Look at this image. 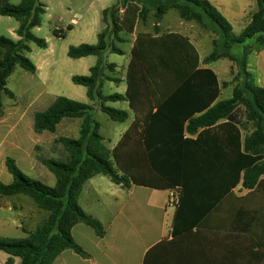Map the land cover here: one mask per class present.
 Listing matches in <instances>:
<instances>
[{
	"label": "trees",
	"instance_id": "16d2710c",
	"mask_svg": "<svg viewBox=\"0 0 264 264\" xmlns=\"http://www.w3.org/2000/svg\"><path fill=\"white\" fill-rule=\"evenodd\" d=\"M256 3L257 11L239 34L209 0H118L103 11L102 21L107 26L99 33L97 43H82L68 49V57L72 59L97 58L88 75H75L72 81L87 88L91 102L102 101V111L117 123L125 122L129 112L106 106L105 102H128L134 110L143 81L161 86V98L142 129L141 143L150 167L164 186L138 180L123 172L125 168L121 165V170L116 168L109 150L102 143L104 137L99 133L100 124L94 119V108L57 96L45 111L35 113L34 131L54 133L64 118H82L80 135L79 138L62 136L58 139L69 153L67 162L55 158L42 161L55 175V186L27 175L14 158L5 159L13 181L6 184L0 180V197L23 195L40 211L47 212L43 222L28 231L26 237H0V252L11 256L9 264L13 257L20 258L21 264H53L66 250L91 258L73 239L71 230L76 224L83 223L98 237L105 236L103 224L88 215L79 203L85 184L97 175L108 176L114 184L128 189L132 184L162 190L181 187L173 222L174 239L199 227L203 217L227 209L238 215L237 224L251 241L253 263L264 264V88L253 83L248 67V55L253 50L251 45L259 43L256 49L264 48V0H256ZM132 5L135 9H131ZM123 9L128 18L120 19ZM171 9L178 10L183 20L196 22L203 28H207V21L214 25L220 37L215 41L213 51L203 60L188 36L161 32L158 24ZM152 12L157 24L154 32L140 33L133 44L127 90L124 94L104 95L105 79L115 84L123 82L105 77L106 66L111 70L116 67V63L105 64V53L124 55L115 41L109 45V30L112 29L110 34L114 38L123 40L121 32L133 33L137 22H146ZM45 14L46 8L39 0H21L18 5L12 4L11 0H0V16L12 17L19 22L17 41L0 36V116L4 110L3 94L15 98L7 83L16 66L32 74L37 72V66L26 53L31 52L29 42L42 49L48 47L44 39L32 33L33 28L41 26ZM54 34L60 38L66 36L64 30L55 29ZM224 58L237 64L242 83L236 85L229 99L218 101L221 94L218 76L212 68L202 67V64L209 65ZM240 105L245 107L248 120L254 123L255 129L243 141L238 133L228 137L232 157L226 160L221 140L210 139L205 133L221 121L232 123ZM238 186L248 193L236 197L234 189ZM163 244L160 242V246Z\"/></svg>",
	"mask_w": 264,
	"mask_h": 264
},
{
	"label": "rangeland",
	"instance_id": "374dc122",
	"mask_svg": "<svg viewBox=\"0 0 264 264\" xmlns=\"http://www.w3.org/2000/svg\"><path fill=\"white\" fill-rule=\"evenodd\" d=\"M39 1L45 6L46 14L42 17L41 26L33 28L32 33L44 39L48 47L47 49H42L36 43L29 42L31 52L26 53V56L40 69L39 73L34 75L16 66V69L9 77L7 88L14 93L15 98H10L3 94L5 110L4 115L0 119H4L7 129L3 132V136L0 135V142L6 133L9 134V137L18 136L26 144L34 142L35 161L33 163V174L28 172L24 166L21 167L27 175L37 178L49 186H55L57 182L55 175L43 165L42 161L50 158L63 160L64 162L68 161L69 153L58 139L62 136L79 138L83 119L64 118L57 126L56 132H44L42 134L34 131L33 120L37 111H44L57 96H65L68 99L90 104L94 108L92 111L94 119L100 124L99 133L104 137L102 143L109 150L116 168L120 169L119 166L121 165L125 168L123 172L129 173L138 180L164 186L158 174L150 167L145 148L141 143L142 129L148 118L156 111L157 104L161 98V86L155 83L148 84L143 81L141 92L135 102L134 112L129 110L126 103L105 102L106 106H113L122 110L128 109L130 111V116L125 122L117 123L111 120L107 113L102 111V101L91 102L86 94L87 88L72 81V77L75 75H88L89 68L96 65L97 58L93 56L81 59L69 58L67 54L69 47L78 46L82 43L96 44L99 33L107 26L102 21L103 11L114 6L118 3V0ZM20 2L21 0H11V3L15 5ZM233 2L230 6V13L224 14V16L232 24L234 32L239 34L244 29L245 23H248L251 19L252 14L257 11V3L256 0H233ZM135 7V5H132L131 9H135ZM125 17L127 15L123 9L119 18L124 19ZM181 19L178 10L171 9L162 19L161 25L163 28H169L165 29L166 32L177 31L190 34V37L197 43L196 46L200 55L202 57L208 56L215 48V41H218L220 37L216 33L214 25L207 21V28H203L196 22H185ZM137 23L141 31L154 32V25L157 24L154 12L150 14L146 22L143 23L139 20ZM125 25L127 27L128 23L126 22ZM70 26L72 28L68 30ZM18 27L19 22L15 18L0 17V36L17 41L19 39L16 32ZM55 29L64 30L66 36L57 37L54 34ZM112 32V29L109 30V45L115 41L116 47L124 51V55H117L110 51L105 53V64L116 63V67L113 70L107 66L104 68L105 77H113L126 82L134 43H131V34L126 31L120 33L123 40L114 38L110 34ZM259 45V43H254L251 47L255 50ZM248 62L253 76L251 80L257 86L260 85L264 88V61L260 60L259 55L252 53ZM117 67L119 70L116 69ZM209 67L214 70L221 85V94L218 101L229 99L236 85L242 83V79L238 74L239 67L227 58L220 59L217 62L214 61L209 64ZM139 76H141L140 72ZM103 82L102 93L104 95L122 94L124 91V86H121V83L115 84V82L107 79ZM12 126L14 127L13 129H11ZM254 129L255 125L248 120L245 107L240 105L236 109V119L232 123L221 121L218 126L209 130L205 135L208 134L207 137L213 140L217 138L221 140L220 144L226 153V160H229L232 157V148L227 144L228 137L231 134L236 135L238 133L243 141ZM6 151L5 146L0 147V180L9 184L13 181V176L6 168L5 158L12 156V154ZM123 172L120 171V173ZM95 182L100 186L96 187L95 183L87 184L85 189L82 190L79 199L80 205L87 209H90L93 200L104 198V192L108 189L109 182L112 181L108 176L99 175L96 177ZM245 192L241 187L239 194ZM21 197L31 202V204L34 203L28 197ZM28 212H32V207H28ZM43 214L45 218L47 212ZM25 216L24 221L27 220V215ZM33 216H36L35 213L32 214L34 223L40 220L38 215V217ZM12 235L19 237L21 234L14 233ZM241 250L244 261L253 263L251 241L247 236L243 238Z\"/></svg>",
	"mask_w": 264,
	"mask_h": 264
},
{
	"label": "crops",
	"instance_id": "0c3cea01",
	"mask_svg": "<svg viewBox=\"0 0 264 264\" xmlns=\"http://www.w3.org/2000/svg\"><path fill=\"white\" fill-rule=\"evenodd\" d=\"M209 1L223 15L230 13V6L234 3L233 0ZM161 21L158 24L161 32H166L165 29L169 28H163ZM248 23H245L244 28ZM148 32L141 31L137 23L134 32L131 33V43L136 42L140 33ZM182 34L190 38L198 51L197 43L190 37V34ZM252 53H256L260 60L264 61V48L252 50L248 59ZM199 56L201 60L206 57H202L200 53ZM202 67H209V65L202 64ZM116 69L119 70L118 67ZM39 71L40 69L37 67V72L34 75H37ZM249 72L251 73L250 69ZM120 85L124 86L122 92L124 94L127 90V84L121 82ZM123 103H126L129 110L133 111L128 102ZM129 110L127 109L130 114ZM3 113L0 117L4 115ZM4 123V119L1 118L0 135L7 129ZM13 128L12 126L11 129ZM4 135L0 147L5 146L6 152L12 154L8 157L14 158L21 169V166H24L28 172L33 174L34 142L26 144L18 136L9 137L8 133ZM97 176L87 181L85 187L91 183H95V186L99 187L100 185L95 182ZM241 187L238 186L234 189L236 197L248 193L242 188L246 192L239 194ZM169 191L137 184H132L131 188L128 189L109 182L103 199L93 200L90 209L82 206L88 215L98 219L103 224L106 230L105 236L98 237L92 228L83 223L76 224L71 230L73 239L91 258L86 259L72 250H66L57 257L53 264H253L244 261L241 250L244 233L237 224L239 217L227 209L203 217L199 227L174 239L173 222L177 207L168 205ZM21 196L23 195L11 198L0 197V237H26L28 231L34 230L43 222L44 212L40 211L34 203L31 204ZM28 207H32L31 213L28 212ZM34 213L36 216L33 217L39 216L40 218L35 223L32 218ZM25 215H27L26 221H24ZM14 233L21 235L15 237L12 235ZM173 241L175 243H172ZM160 242L165 244L160 246ZM10 258L9 254L0 252V264H9ZM20 262V258L13 257V262L10 264H21Z\"/></svg>",
	"mask_w": 264,
	"mask_h": 264
},
{
	"label": "built area",
	"instance_id": "2783aa9c",
	"mask_svg": "<svg viewBox=\"0 0 264 264\" xmlns=\"http://www.w3.org/2000/svg\"><path fill=\"white\" fill-rule=\"evenodd\" d=\"M181 192V187H174L169 191V202L170 207H177L179 204V196Z\"/></svg>",
	"mask_w": 264,
	"mask_h": 264
}]
</instances>
